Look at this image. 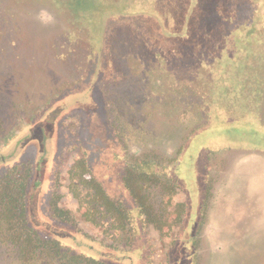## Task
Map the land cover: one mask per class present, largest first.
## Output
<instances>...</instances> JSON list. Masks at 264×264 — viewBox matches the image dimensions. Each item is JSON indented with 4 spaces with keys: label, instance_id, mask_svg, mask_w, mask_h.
<instances>
[{
    "label": "rangeland",
    "instance_id": "1",
    "mask_svg": "<svg viewBox=\"0 0 264 264\" xmlns=\"http://www.w3.org/2000/svg\"><path fill=\"white\" fill-rule=\"evenodd\" d=\"M96 1L100 8L93 4L81 19L66 0H0V157L9 156L25 138L11 159L30 163L33 179L39 164L37 207H45L57 174L59 205L70 212L79 232L95 247L113 249L119 254L115 258L130 256L135 264H264V94L257 104L247 101V113L238 103L232 111L222 98L227 95L222 79L243 56L248 57V73L257 77L261 59L264 65V38L257 37L259 43L245 41L250 55L234 54L224 35L237 24L225 22L211 32L215 25L202 21L199 26L196 21L194 36H198L192 47L179 43L176 48L179 41L160 36V25L167 31L172 28L173 0ZM159 7V21L152 20ZM102 9L125 16L106 17L108 31L101 42ZM144 12L149 15H127ZM257 13L261 18L264 9ZM262 24L264 18L253 26L264 30ZM103 27L106 30L105 22ZM6 28L8 37L3 35ZM198 46L201 57L193 54ZM221 54L228 55L230 67L218 63ZM195 79L196 85L191 83ZM261 79L264 89V76ZM189 89L198 95L191 99ZM55 95L61 96L56 107L64 115L52 118L46 103ZM215 99L236 114L235 121L244 117L254 128L237 124L230 130L229 124L220 123L193 133L178 167L171 169L178 191L148 188L145 193L155 221H144L120 180L126 156L128 161L156 155L174 158L196 121L191 109L187 116L181 112L202 101L207 109ZM84 152L95 179L129 211V223L124 221L122 229H115L119 223L108 217L98 215L96 223L86 220L85 208L69 192V170ZM41 215L37 219L46 225V216ZM37 229L47 232L41 226ZM60 239L73 250L89 246L77 238L73 243ZM10 262L1 255L0 264Z\"/></svg>",
    "mask_w": 264,
    "mask_h": 264
},
{
    "label": "trees",
    "instance_id": "2",
    "mask_svg": "<svg viewBox=\"0 0 264 264\" xmlns=\"http://www.w3.org/2000/svg\"><path fill=\"white\" fill-rule=\"evenodd\" d=\"M66 3L72 13L81 19L87 16L93 4L96 3L95 5H98L95 6L97 9L102 5L100 2H95V0H66ZM169 4L170 11H174L172 12L174 14L169 15V20L173 22L172 28L167 31L160 25V36L171 42L179 41L174 44L176 48L179 46V43H183V46L187 44L188 47H192V42L198 36V34L194 36V24L196 21L199 22V26L203 24L202 21L215 25V28L211 32H214L217 28L219 29V27L221 28L225 22L228 25L237 24V29L232 28L224 35L226 47H229L232 51L235 50L236 52L234 54L243 53L250 55L252 51L249 48L243 47L245 41L250 42L257 39V37L264 38V30H258L256 29L257 27H254L255 25L253 26L255 22L258 24L259 19L264 18V15L259 18L257 13L262 8L264 9V0H173ZM158 10H161V8H157L156 12L152 13V20L159 21V17H157ZM179 10L180 13L176 14ZM205 11L208 13L203 14ZM100 12H105L99 19L98 24L101 40L104 33L108 31L106 17L125 15L121 12H107L105 9L100 10ZM236 13L240 15H238V18L235 15ZM253 13H255V18H252ZM127 15L146 17L149 13L146 14L144 12L141 14L133 13ZM241 19L246 20L241 21ZM103 22H105L106 30L103 27ZM261 26L264 27V24ZM6 29L3 35L8 37L10 31L8 28ZM235 33L239 34L240 37H235ZM259 42L260 40L257 39V43ZM262 43L264 44V41ZM183 46L181 47L185 48ZM200 47H195L193 50V54L196 53L197 57L202 56V49ZM222 51L223 48L220 52ZM227 56L226 54H221L216 59L222 66L227 64L230 67L229 59L226 58ZM246 60H248V57L243 56L239 64L232 63L233 67L230 69V72L222 79V82L226 83L222 87L223 93L227 94L226 97L223 96L222 98L229 101L232 111L235 109L234 105L238 103L240 105V111L243 113H247V101H256L255 104H257L261 101V97L264 94V89L261 85V78L264 76L262 59L260 66L256 67L257 77L248 73V68H245ZM207 69L208 67L206 66V71ZM231 72L237 76L234 74L231 75ZM259 77L260 80H258ZM202 79L198 78V82L200 83L199 80L202 82ZM209 79V84H213L211 75H209ZM191 83L196 85V79L195 81L192 80ZM203 83L208 84L206 82ZM230 83L231 87H229ZM186 93L191 99L198 95L191 89ZM201 95L206 96V94ZM59 97L61 96L57 97L55 95L53 99L46 103L47 105L49 104L47 113L52 118L56 114L60 116L62 113L64 115L61 109L56 107ZM204 97L200 96V99ZM204 107L205 104L202 101L196 104L194 103L192 108H185L181 112L182 116H187L191 109L190 113L194 115L196 121H194V128L190 130L186 137L182 138L174 158L163 159L156 155L147 156L140 160L137 158L129 159L128 161L129 156H126V164L120 180L134 201V205L139 210L140 216L144 221L148 223L155 221L152 218V206L149 205L148 196L145 193L148 188L161 187L164 193L178 191V184L170 174L172 172L171 169L178 167V158L185 151L186 143L193 133L201 128H209L214 124L220 123L229 124L230 130L237 124L251 126L249 125L250 122L246 121L244 117H239L238 121H235L236 114L227 110L229 108L221 106L216 99L213 100L212 105L210 104L207 109ZM225 119L232 120L225 122ZM250 128L254 127L251 126ZM226 139L229 141V138ZM232 141L234 142L235 140L233 139ZM245 143L251 145L249 141ZM110 149L112 152V148ZM86 156L87 154L84 152L83 158L76 161L69 170V192L78 200L79 205L85 208L83 215L86 220L96 223L98 215L104 218L108 217L115 223H119L117 226L115 225V229H122L124 221L125 223H129V211L125 208L124 204L116 203L110 197V193L95 179L87 165ZM14 161L15 159H7L0 162V257L1 255H6L11 260L10 263L17 261L18 264H111L109 263L110 261L116 264L122 262L135 264L134 259L130 256L115 258L119 254H116L113 249L104 248L102 244L95 247L91 238L85 233L79 232L76 227L77 222L70 212L59 205L61 195L57 174H55L53 183L49 189L45 207L38 208L35 197L38 189H34L36 177L33 179V174L35 173L33 168L30 167V163ZM109 167L112 173H114L112 166ZM42 213L46 216V225L40 224L37 219V217L42 218ZM40 226L47 232H40L37 229ZM74 229L77 232H74ZM61 237L69 243H73V239L77 238L89 246H87L88 248L86 246H76L75 250H73L70 249L69 244L66 245L61 241ZM4 249L6 251L2 252Z\"/></svg>",
    "mask_w": 264,
    "mask_h": 264
},
{
    "label": "water",
    "instance_id": "3",
    "mask_svg": "<svg viewBox=\"0 0 264 264\" xmlns=\"http://www.w3.org/2000/svg\"><path fill=\"white\" fill-rule=\"evenodd\" d=\"M24 139L25 138H23L22 139V142L24 141ZM20 142V141H19ZM17 143L14 147H13V149H12V151H11V154L9 155V156H2V157H0V161L2 162V161H5V160H7V159H11V158H13V157H15L16 155H17V153L19 152V150H20V144L22 143V142H20V143ZM40 156H41V158H40V161L43 159V157H44V143L42 142L41 143V146H40ZM40 163V162H39ZM35 184H34V189L35 188H37L38 187V185L40 184V170H39V164H38V169H37V173H36V179H35V182H34Z\"/></svg>",
    "mask_w": 264,
    "mask_h": 264
}]
</instances>
